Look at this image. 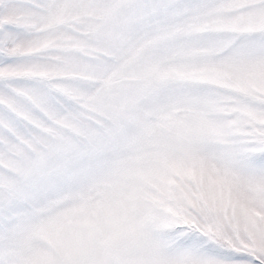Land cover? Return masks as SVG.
Masks as SVG:
<instances>
[{"label":"snow or ice","instance_id":"snow-or-ice-1","mask_svg":"<svg viewBox=\"0 0 264 264\" xmlns=\"http://www.w3.org/2000/svg\"><path fill=\"white\" fill-rule=\"evenodd\" d=\"M0 264H264V0H0Z\"/></svg>","mask_w":264,"mask_h":264}]
</instances>
